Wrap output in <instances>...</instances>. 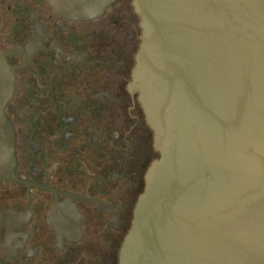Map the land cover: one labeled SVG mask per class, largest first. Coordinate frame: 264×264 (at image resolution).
I'll return each instance as SVG.
<instances>
[{
	"label": "water",
	"instance_id": "1",
	"mask_svg": "<svg viewBox=\"0 0 264 264\" xmlns=\"http://www.w3.org/2000/svg\"><path fill=\"white\" fill-rule=\"evenodd\" d=\"M112 1L58 5L93 18ZM133 6L141 42L129 89L159 157L120 264H264V0ZM14 94V68L0 53V185L19 180Z\"/></svg>",
	"mask_w": 264,
	"mask_h": 264
},
{
	"label": "flooded vegetation",
	"instance_id": "2",
	"mask_svg": "<svg viewBox=\"0 0 264 264\" xmlns=\"http://www.w3.org/2000/svg\"><path fill=\"white\" fill-rule=\"evenodd\" d=\"M61 1L0 0L19 179L0 185V264H120L159 157L129 89L141 42L133 0L93 18Z\"/></svg>",
	"mask_w": 264,
	"mask_h": 264
}]
</instances>
